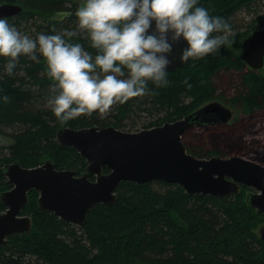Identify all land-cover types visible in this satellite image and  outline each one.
I'll return each mask as SVG.
<instances>
[{
	"label": "trees",
	"instance_id": "1",
	"mask_svg": "<svg viewBox=\"0 0 264 264\" xmlns=\"http://www.w3.org/2000/svg\"><path fill=\"white\" fill-rule=\"evenodd\" d=\"M6 2L23 6L7 18L33 37L52 31L53 25L57 31L75 27V12L81 5L78 0H0ZM200 3L231 24L227 44L217 53L191 58L169 71L168 86L156 89L150 83L155 94L117 103L104 115L93 112L59 121L46 104L52 81L45 59L37 62L21 56L8 74L7 58L0 57V135L12 139L10 144H0V195L11 187L1 170L16 161L36 167L52 160L58 168L85 172L86 158L74 147L60 145L57 134L62 128L159 126L190 115L210 102L221 86L234 91L231 101L244 107L241 118L233 124L204 126L199 134H195L198 127L187 131L183 141L188 151L203 158L235 153L264 160V143L258 137L264 129V67L251 68L241 47L243 39L264 23L239 32L235 18L239 11L264 5V0ZM59 12L68 15L52 17ZM81 42L87 47L86 41ZM248 188L243 185L240 193L222 197L189 194L181 185L165 181H125L117 190L116 203L95 206L83 226L41 208L39 193L31 190L22 213L32 217V231L12 235L0 245V264H264V241L258 232L264 217L247 203ZM5 210L0 200V213Z\"/></svg>",
	"mask_w": 264,
	"mask_h": 264
},
{
	"label": "clouds",
	"instance_id": "2",
	"mask_svg": "<svg viewBox=\"0 0 264 264\" xmlns=\"http://www.w3.org/2000/svg\"><path fill=\"white\" fill-rule=\"evenodd\" d=\"M75 15V27L53 25L35 37L0 16L4 70L12 74L21 56L43 57L52 81L46 104L61 122L155 94L150 83L156 89L170 83L175 44L184 42L179 60L186 63L217 53L232 32L200 0H83Z\"/></svg>",
	"mask_w": 264,
	"mask_h": 264
},
{
	"label": "water",
	"instance_id": "3",
	"mask_svg": "<svg viewBox=\"0 0 264 264\" xmlns=\"http://www.w3.org/2000/svg\"><path fill=\"white\" fill-rule=\"evenodd\" d=\"M21 11L20 5L0 3V16ZM184 46L183 41L175 44L169 71L185 64L179 60ZM244 55L250 67H264V26L246 39ZM234 112L220 101H210L183 119L139 131L115 126L60 129V145L73 146L86 158L85 172L79 175L76 170L58 168L52 160L36 167H25L18 161L7 164L1 172L8 176L11 187L0 195L6 206L0 213V245L12 235L32 231V217L22 213L31 190L39 193L41 208L83 226L88 212L97 204L115 203L123 181L144 184L163 180L183 186L189 194L222 197L240 193L244 184L254 189L247 194V203L264 217L263 164L236 155L196 157L182 141L190 127L227 122ZM105 167L108 172H103ZM89 174H97L96 179H89ZM258 232L264 241V224Z\"/></svg>",
	"mask_w": 264,
	"mask_h": 264
},
{
	"label": "rangeland",
	"instance_id": "4",
	"mask_svg": "<svg viewBox=\"0 0 264 264\" xmlns=\"http://www.w3.org/2000/svg\"><path fill=\"white\" fill-rule=\"evenodd\" d=\"M81 4L83 3V0H78ZM254 8L252 9V11H247V10H242L239 11L238 13H236L235 18H236V26L238 27V31L239 32H243V31H248V30H253L259 26H261V24L264 23V5L263 3L259 4L257 6H253ZM68 13L65 12H59L56 15H53V18H59L62 19L65 16H67ZM262 28V27H261ZM244 41V39H243ZM243 41L241 43V47L243 46ZM233 45H235V39H234V43ZM234 91H229L227 88H225L224 86L218 87L216 90V93L214 95V97H212L211 101H220L223 104L227 105L228 107H230L231 109H233L234 112V117L232 118V124L236 121H238L241 118L242 112H243V108L244 107H240L239 104L231 101V97L233 96ZM131 128H134V131H137L136 129H143V125L142 124H138L137 126L134 127H130V126H124V128L122 129H126L129 130ZM205 127L204 126H200L196 129L195 134H199ZM260 134V135H259ZM186 137L184 136L183 139L186 141ZM258 137H260V139L263 141L264 143V129L261 131V133H258ZM234 138L233 137H229L228 140L232 142ZM12 143V139L8 136H3L0 135V144H10ZM242 156L248 159H252L254 161H257L261 164L264 165V160H256L254 159L255 157L253 156V154H248V155H242V154H229L227 157L229 156ZM158 186V185H157ZM160 187V186H158ZM252 189L248 188V192H250ZM254 190V189H253ZM246 193V194H247Z\"/></svg>",
	"mask_w": 264,
	"mask_h": 264
},
{
	"label": "bare ground",
	"instance_id": "5",
	"mask_svg": "<svg viewBox=\"0 0 264 264\" xmlns=\"http://www.w3.org/2000/svg\"><path fill=\"white\" fill-rule=\"evenodd\" d=\"M8 3H11V2H8ZM12 4H17V5H20V4H18V3H12ZM20 6H22V5H20ZM22 10H23V6H22ZM258 31V30H257ZM256 32V31H255ZM254 33V32H253ZM252 33V34H253ZM251 35V34H250ZM249 35V36H250ZM248 36V37H249ZM248 37H246V39L248 38ZM246 39L244 40V42H243V46H242V53H243V56H244V58H245V55H244V44H245V41H246ZM245 61H246V59H245ZM247 63V62H246ZM248 64V63H247ZM249 65V64H248ZM252 68V67H251ZM262 69V68H261ZM225 105V104H224ZM227 106V105H226ZM192 114V113H191ZM187 117V116H186ZM185 118V117H184ZM233 118V117H232ZM232 118L229 120V121H227V122H219V123H230L231 122V120H232ZM183 119V118H182ZM179 120V119H178ZM211 124H217L216 122H211V123H208V124H205V125H195V126H193V127H190L189 128V130H191V129H193L194 127H200V126H207V125H211ZM189 130H187V131H189ZM186 131V132H187ZM182 141H183V137H182ZM183 143H184V141H183ZM185 144V143H184ZM186 146V145H185ZM65 147H67V146H65ZM73 147V146H72ZM76 149V148H75ZM77 150V149H76ZM188 150V149H187ZM189 152V151H188ZM190 153V152H189ZM192 154V153H191ZM192 155H194V154H192ZM195 156V155H194ZM196 157H198V156H196ZM19 162V161H18ZM22 165V164H21ZM23 166V165H22ZM4 168V167H3ZM2 168V169H3ZM103 172H104V170H103ZM79 174V173H78ZM5 175V174H4ZM79 175H81V174H79ZM90 175H92V174H89V179H91L90 178ZM96 177H97V174H94ZM7 176V175H6ZM8 177V176H7ZM96 179V178H95ZM95 179H91V180H95ZM8 181H9V178H8ZM156 181H163V180H156ZM123 182H125V181H123ZM133 182V181H132ZM150 182H152V181H150ZM166 182V181H165ZM122 183V182H121ZM148 183V182H147ZM169 183V182H168ZM175 184V183H174ZM244 184H241V186H243ZM120 186V185H119ZM183 187V186H182ZM252 188V187H251ZM253 189V188H252ZM241 190H242V188H241ZM252 191V190H251ZM116 194H117V191H116ZM117 198H118V195H117ZM116 201H117V199H116ZM116 201H115V203H116ZM115 203H113V204H109V203H105V202H101V203H99V204H104V205H107V206H112V205H114ZM98 205V204H97ZM96 205V206H97ZM21 235H23V234H21ZM5 244V243H4ZM1 245H3V244H1ZM27 259V258H26Z\"/></svg>",
	"mask_w": 264,
	"mask_h": 264
},
{
	"label": "flooded vegetation",
	"instance_id": "6",
	"mask_svg": "<svg viewBox=\"0 0 264 264\" xmlns=\"http://www.w3.org/2000/svg\"><path fill=\"white\" fill-rule=\"evenodd\" d=\"M257 31V30H256ZM245 40V39H244ZM244 42V41H243ZM219 122H221V121H216V123H219ZM184 136H186L185 134H184Z\"/></svg>",
	"mask_w": 264,
	"mask_h": 264
}]
</instances>
